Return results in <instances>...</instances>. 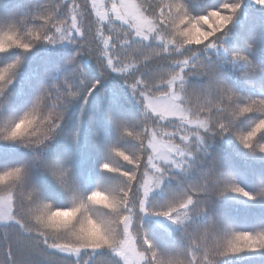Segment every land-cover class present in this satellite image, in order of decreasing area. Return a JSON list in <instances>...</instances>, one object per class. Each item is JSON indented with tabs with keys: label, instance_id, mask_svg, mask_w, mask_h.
I'll use <instances>...</instances> for the list:
<instances>
[{
	"label": "snow or ice",
	"instance_id": "6c2138e0",
	"mask_svg": "<svg viewBox=\"0 0 264 264\" xmlns=\"http://www.w3.org/2000/svg\"><path fill=\"white\" fill-rule=\"evenodd\" d=\"M252 2L264 8V0ZM242 6L236 0L193 15L187 0H36L0 10V54L19 50L0 66V107L38 44L74 46L68 63L82 77L83 61L95 62L102 77L116 74L139 106L138 116L112 118L116 141L90 190L67 162L36 156L0 166V264H264V221L238 230L216 212L229 192L249 200L255 194L221 183L210 169L180 181L208 136L232 135L251 155L264 154V95L230 86L216 63L223 54L246 65L243 77L264 74L253 46L229 52L218 35ZM79 96L67 79L42 86L22 116L0 123V140L33 151L45 146ZM253 116L250 126H239ZM45 173L63 203L46 194Z\"/></svg>",
	"mask_w": 264,
	"mask_h": 264
},
{
	"label": "trees",
	"instance_id": "16d2710c",
	"mask_svg": "<svg viewBox=\"0 0 264 264\" xmlns=\"http://www.w3.org/2000/svg\"><path fill=\"white\" fill-rule=\"evenodd\" d=\"M36 0H0V10L16 7L27 9ZM226 2L236 0H187L193 15L205 14ZM229 52H249L253 46L252 58L258 65H264V8L255 5L252 0H243V6L233 24L218 34ZM0 54V66L11 62L14 55ZM75 54L72 45H36L28 53L18 69V75L11 86V96L0 107V123L9 118H19L30 107L31 102L42 86L62 82L65 79L73 84V90L80 96L74 99L64 112V119L58 129V135L46 141L45 146L26 148L23 144L0 140V166L23 164L41 156L52 163L67 162L80 181L81 187L91 189L101 182L98 175L99 164L107 156L108 146L116 141V129L113 117L129 119L138 116L139 106L131 92L116 74L107 77L100 75V68L93 61L84 60L85 76H81L75 65L68 60ZM197 55H204L198 52ZM221 67L223 79L238 91L253 96L264 95V74L243 77V62L230 61L224 56L216 60ZM100 79L101 83L90 93L91 82ZM83 81V82H82ZM63 87V85H61ZM256 117L242 121L241 128L254 123ZM123 144V141H121ZM194 167L187 177L180 176L185 185L198 179L201 172L211 170L221 183H235L245 191L256 195L249 200L242 194L229 192L220 198L216 212L230 221L238 230H251L264 221V154L255 156L248 153L232 135L208 136L196 153ZM104 182H108L104 178ZM41 183L51 202L63 203L58 185L48 174H43ZM177 181L173 180L175 187ZM240 264H247L241 261Z\"/></svg>",
	"mask_w": 264,
	"mask_h": 264
}]
</instances>
